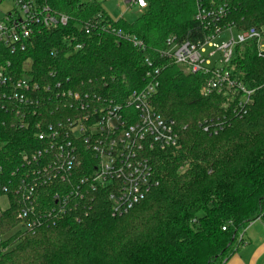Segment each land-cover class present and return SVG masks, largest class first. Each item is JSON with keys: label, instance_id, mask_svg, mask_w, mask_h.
Segmentation results:
<instances>
[{"label": "trees", "instance_id": "16d2710c", "mask_svg": "<svg viewBox=\"0 0 264 264\" xmlns=\"http://www.w3.org/2000/svg\"><path fill=\"white\" fill-rule=\"evenodd\" d=\"M203 2L228 3L225 24L264 32V0ZM36 3L67 15L69 22L35 28L25 52L11 55L0 45V71L14 81L27 78L37 84L28 94L40 103L24 108L7 102L0 111L5 177L22 169L24 154L41 147L33 128L36 117L22 128L19 111L31 112L28 117L38 111L43 124L66 120L72 109L62 94L70 90L121 103L144 88L148 58L160 68L151 105L175 123L180 147L151 154L158 186L121 217L112 216L108 190L101 188L73 202L55 223L28 232L20 227L19 207L9 195L11 207L0 213V264H226L241 247L245 229L264 214V56L256 44L238 46L232 60L236 74L254 90L247 114L237 118L230 99L201 94L202 75L186 73L157 52L171 36L191 42L202 37L196 0H149L134 22L114 21L96 0ZM89 24L94 29L87 34ZM119 31L136 37L144 48L118 36ZM206 119L232 123L210 135L199 126Z\"/></svg>", "mask_w": 264, "mask_h": 264}, {"label": "built area", "instance_id": "2783aa9c", "mask_svg": "<svg viewBox=\"0 0 264 264\" xmlns=\"http://www.w3.org/2000/svg\"><path fill=\"white\" fill-rule=\"evenodd\" d=\"M14 1L16 9L0 21V45L8 48L11 55L27 50L35 28L66 26L69 22L67 15L38 5L36 0ZM196 1L195 20L202 37L191 42L171 36L157 52L160 59L190 74L202 75L205 82L201 94L230 99L235 103L234 116L243 118L254 90L236 74L232 60L238 46L251 42L263 57L264 32L239 31L234 24H225L230 11L228 3L212 2L206 6L203 0ZM123 3L127 13L145 12L149 7V0H123ZM109 28L104 26L103 30ZM85 29L87 34L91 33L94 24ZM117 35L139 49L144 48L136 37L123 36L121 31ZM146 62L150 71L144 88L134 91L121 103L70 90L62 94L72 109V116L66 120L43 124L37 121L38 111H33L30 117L31 112L19 111L22 128L31 126L30 118L36 117L33 128L41 145L36 152L24 154L22 169L16 168L8 178L0 166V197H15L21 228L30 232L55 223L73 202L82 201L101 188L108 190L112 216L121 217L158 186L151 154L179 148L180 134L175 123L158 114L151 105L160 86V68L149 58ZM37 89L38 85L27 78L14 81L12 76L0 71V111L6 109L7 102L24 108L39 107V100L28 94ZM231 123L227 119H206L199 126L204 133L217 135ZM58 187L60 190L56 191ZM257 220L264 229V216Z\"/></svg>", "mask_w": 264, "mask_h": 264}, {"label": "crops", "instance_id": "0c3cea01", "mask_svg": "<svg viewBox=\"0 0 264 264\" xmlns=\"http://www.w3.org/2000/svg\"><path fill=\"white\" fill-rule=\"evenodd\" d=\"M240 241L241 247L226 264H264V229L260 220L249 224Z\"/></svg>", "mask_w": 264, "mask_h": 264}, {"label": "rangeland", "instance_id": "374dc122", "mask_svg": "<svg viewBox=\"0 0 264 264\" xmlns=\"http://www.w3.org/2000/svg\"><path fill=\"white\" fill-rule=\"evenodd\" d=\"M99 2L104 10L114 21H118L120 18L125 19L128 22H134L141 15L142 11L136 10L134 12H126V6L123 0H96ZM16 9V3L14 0H1L0 1V21L8 14ZM30 61L26 64V70L30 68ZM186 73H188L185 70ZM11 207V199L7 196L0 197V213L7 211ZM15 232V231H14Z\"/></svg>", "mask_w": 264, "mask_h": 264}, {"label": "snow or ice", "instance_id": "6c2138e0", "mask_svg": "<svg viewBox=\"0 0 264 264\" xmlns=\"http://www.w3.org/2000/svg\"><path fill=\"white\" fill-rule=\"evenodd\" d=\"M141 2H143V0H141Z\"/></svg>", "mask_w": 264, "mask_h": 264}]
</instances>
